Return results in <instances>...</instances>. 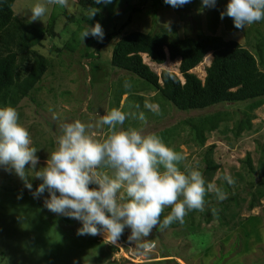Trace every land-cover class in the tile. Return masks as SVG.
<instances>
[{
    "label": "rangeland",
    "instance_id": "374dc122",
    "mask_svg": "<svg viewBox=\"0 0 264 264\" xmlns=\"http://www.w3.org/2000/svg\"><path fill=\"white\" fill-rule=\"evenodd\" d=\"M130 1L112 0L106 7L101 3L96 7L102 10L97 18H103L104 26L121 21L128 16L126 7L131 5ZM37 2L43 3L45 0H15L12 6L14 14L26 26L41 33L49 25L55 32L54 36L46 35L41 43L32 46L33 50L51 63L39 82L41 90H35L13 106L18 110L19 122L30 133L31 146L38 148L37 169L46 165L51 152L58 147V138L62 134L61 124L75 120L94 124L118 104L119 109L125 106V112H143L146 116V123L137 119L138 123H135V119L129 118L126 119L128 124L122 127L140 130L144 135L155 132L166 145L184 155L185 159L179 165L182 171L186 167L200 171L205 166L203 159L208 156L217 166L211 183L219 187L227 182L224 179L227 174L234 180L231 186L239 189L250 181L243 163L249 153L256 176H260L264 168L261 163L264 160L261 153L264 148V106L251 113V128L238 135L235 122L239 118L237 112L243 110L242 105L223 104L204 110H178L166 100L159 99L158 93L147 82L127 72H121L122 75L100 74L102 70L105 72L108 61L105 58H108L109 53L100 51L101 57L95 62L81 57L87 50L88 53L94 51L97 45H88L95 38L89 36L83 43L79 37L81 30L85 28L83 22H80L83 20L81 17L87 11H83L76 2L69 0L68 9L48 5L49 11L44 22L37 20L30 23L28 18L31 13L26 9ZM228 2L229 0H217L216 7L204 8L202 0H191L182 7L173 8L165 5L164 0H146L144 11L134 14L132 25L145 32H162L168 37L176 30L179 37L203 34L234 39L256 54V42L264 38V20L238 30L234 27L232 18L225 15L221 19L220 14L226 9ZM131 28L129 26L127 30ZM77 42H80V46L73 50V45ZM65 45L71 52L65 49ZM142 58L157 74L168 70L176 73L183 82L178 72L177 60L167 59L165 63L158 65L146 55H142ZM256 58L259 60L258 56ZM211 59L212 55L209 53L208 60L204 58L191 72L204 80L205 68ZM88 64L94 65L93 68L90 69ZM259 66L261 70L264 69V66ZM25 69L26 67H22L23 71ZM125 81H129L132 87L125 88ZM120 92L124 94L118 102ZM153 98H158L160 105L154 103ZM145 102L157 105L160 114L156 115L145 108ZM136 105L139 107H135ZM226 111L231 114L230 117L222 118L214 131H204L205 144L203 147L198 146L192 125L205 117L216 113L224 114ZM54 115L56 119L53 118ZM108 129L105 125L94 128L93 132L101 140L104 134L109 135ZM105 172L112 174L110 169ZM29 180L33 190L42 182L34 176H29ZM93 185L94 188L98 187ZM21 193L22 198L18 199V194ZM121 195H124L123 191ZM48 198L47 191L39 198H33L14 172L6 171L0 166V264H140L150 261L153 263L148 264H264V197L260 200V206L248 210L245 191H239V207L230 205L232 210L239 212L234 228L221 226L217 219L206 223L200 212L196 211L183 224L176 222V225L157 232L153 229L148 238L135 242L129 241L131 229L125 228L115 244L108 242L104 234L77 235L81 222L75 219L71 223L62 222L60 219L65 216L54 214L45 207L44 201ZM168 214V211H164L160 219ZM248 217L254 218L246 220ZM144 243L153 245L150 251H145L140 246ZM108 246L117 248V251H109Z\"/></svg>",
    "mask_w": 264,
    "mask_h": 264
},
{
    "label": "clouds",
    "instance_id": "9594fccd",
    "mask_svg": "<svg viewBox=\"0 0 264 264\" xmlns=\"http://www.w3.org/2000/svg\"><path fill=\"white\" fill-rule=\"evenodd\" d=\"M95 2L109 4L112 0ZM190 2L164 0L173 8ZM216 3L217 0H202L204 8H214ZM48 5L70 8L69 0L37 2L26 9L31 13L28 22H44ZM99 11L90 7L85 15L94 19ZM220 15L221 19L225 15L232 18L234 27L244 30L264 20V0H229ZM104 35L102 25L96 22L81 30L79 37L83 43L89 36L102 42ZM124 87L132 85L125 81ZM144 106L160 114L157 105L145 102ZM129 118L146 123L143 112L114 108L94 124L80 120L61 124L58 147L51 152L46 165L37 169L38 148L31 146L30 133L19 122L18 110L5 105L0 107V166L14 172L33 198L47 191L49 198L44 201L47 210L80 221L82 226L77 229V235L104 234L113 244L125 228L131 229L128 239L135 242L148 238L157 227L163 230L176 222L183 224L190 211H205L206 194L214 193L219 202L228 198V193L216 184H206L201 171L187 167L182 171L179 165L184 155L166 145L159 136L144 135L134 128L124 129L122 126ZM105 125L110 134L103 140L97 139L93 129ZM100 168L110 169L112 174L101 173ZM29 176L42 181L35 190ZM224 179L229 185L234 184L230 175L226 174ZM90 184L98 187L90 188ZM17 198H22V193ZM169 206L171 211L161 221V214ZM140 246L145 251L153 247L149 243Z\"/></svg>",
    "mask_w": 264,
    "mask_h": 264
},
{
    "label": "trees",
    "instance_id": "16d2710c",
    "mask_svg": "<svg viewBox=\"0 0 264 264\" xmlns=\"http://www.w3.org/2000/svg\"><path fill=\"white\" fill-rule=\"evenodd\" d=\"M144 1L146 0H131V5L126 7L128 16L122 18L121 21H114L108 26H104L103 18H97L99 15H96L94 19H87L84 13L81 17L83 20L80 22H83L85 27L99 22L106 32L102 42L96 39L88 44L91 47L96 44L97 48L91 53H88L87 50L81 54V57H87L95 62L101 57L100 51L109 53L108 58H105L108 60L105 72L102 70L100 74L122 75L121 72H127L147 82L158 93L159 99L166 100L181 111L204 110L223 104L242 105L244 106L243 110L237 112L239 118L235 122L236 135L245 129H250L251 113L264 106V69L261 70L259 66H264V38H261L260 41L257 40V50L254 54L234 39H223L219 36L203 34L179 37L176 30H173L170 37L162 32L141 31L134 28L132 22L134 14L144 11ZM14 2L15 0H0V107L14 106L22 98L34 93L35 90H41L39 82L51 63L45 56L33 50L32 46L41 43L46 35H55L49 25L41 33L33 27L26 26L18 15L14 14L12 9ZM73 2H76L83 11L101 5L97 4L95 0H73ZM100 11L97 14H100ZM129 26L132 28L127 30ZM123 31L126 32L120 36ZM111 43L112 45H110ZM79 46L80 42H77L73 45V50ZM81 46L84 47L85 44H81ZM101 48L102 50H100ZM65 49L71 52L66 45ZM209 53H211L212 59L205 68L204 80H201L191 70L200 64ZM142 55H146L151 62L158 65L165 63L167 59L170 61L177 60L179 62L178 72L183 82L176 73L168 70H162L160 74H157L143 61ZM257 56L259 60H257ZM88 65L90 69L94 66ZM22 67H26L25 71L22 70ZM123 94L124 92H120L118 102ZM157 99L153 98L152 101L160 105L161 102H158ZM117 107L118 104H116ZM124 107L121 108L122 111ZM230 115L227 111L224 114L216 113L194 123L192 127L196 132L197 145L204 146V131H214L218 123L224 118L228 119ZM157 120L155 125L158 123ZM50 123L52 125L53 122L50 120ZM135 123H138L136 119ZM124 124H128L127 120ZM107 133L110 134V131ZM107 136L104 134L101 140ZM48 145L51 146L49 143ZM261 151L264 159V148ZM209 152L210 149L208 148ZM203 162L205 166L200 171L206 184L211 183L217 166L208 156L203 159ZM243 163L246 165V173L250 181H247L239 189L227 182L220 184L219 187L228 193V198L222 202L217 201L214 193L206 194L205 211H199L206 223L212 219H217L221 226L234 228L237 225L239 212L232 210L230 205L234 204V206L239 207V191L247 193L248 210L260 206V200L264 197V168L261 170L260 176H256L249 153L246 154ZM261 163L264 167V160ZM98 171L105 174L106 168H100ZM10 178L9 175L8 180ZM89 187L94 188V185L90 184ZM242 200L244 201V199ZM164 211L169 213L171 207H165ZM196 211L198 210L190 211L185 219H190ZM251 218L254 217H248L246 220ZM60 220L70 223L73 221L68 217H61ZM174 225L176 223L172 224V226ZM78 227L80 228L81 225L79 224ZM159 229L157 227L154 231L157 232ZM97 239L100 240L98 237ZM108 247L111 252L117 251V248L113 246ZM148 263L153 262L140 264Z\"/></svg>",
    "mask_w": 264,
    "mask_h": 264
},
{
    "label": "bare ground",
    "instance_id": "6f19581e",
    "mask_svg": "<svg viewBox=\"0 0 264 264\" xmlns=\"http://www.w3.org/2000/svg\"><path fill=\"white\" fill-rule=\"evenodd\" d=\"M208 57H209V54H207L206 56H205V59H207L208 60ZM199 66V65H198Z\"/></svg>",
    "mask_w": 264,
    "mask_h": 264
}]
</instances>
